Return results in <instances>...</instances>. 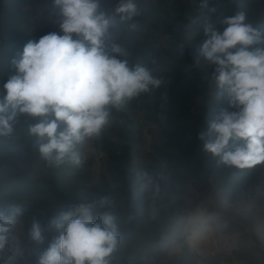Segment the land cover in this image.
<instances>
[{
  "label": "clouds",
  "instance_id": "1",
  "mask_svg": "<svg viewBox=\"0 0 264 264\" xmlns=\"http://www.w3.org/2000/svg\"><path fill=\"white\" fill-rule=\"evenodd\" d=\"M62 17V35L50 33L38 42L29 41L19 59H13L16 74L3 85L0 96V198L6 197L18 172L23 150L38 153L46 169L65 164L76 167L84 160L78 146L98 139L134 98L151 93L164 83L153 69L130 66L127 44L139 33L136 20L141 10L136 0H120L109 13L100 0H54ZM204 40L198 56L213 68L211 81L218 97L227 101L199 133L203 150L219 162L236 169L264 163V31L246 22L244 12L212 19L217 10L201 0ZM200 17L192 21L195 25ZM218 25L223 26L220 31ZM74 35L76 38H74ZM181 54L184 43L178 46ZM38 118L36 123L24 122ZM144 179L140 191L149 194L143 208L128 210L112 194L85 197L69 204L48 221L56 233L35 264H126L130 247L128 226H141V216L157 224L162 198L171 178L138 174ZM163 183V187H162ZM24 208L10 204L0 209V261L16 239L12 229ZM135 222V223H134ZM33 220L30 237L43 245L46 237ZM138 264H152L147 255Z\"/></svg>",
  "mask_w": 264,
  "mask_h": 264
},
{
  "label": "rangeland",
  "instance_id": "2",
  "mask_svg": "<svg viewBox=\"0 0 264 264\" xmlns=\"http://www.w3.org/2000/svg\"><path fill=\"white\" fill-rule=\"evenodd\" d=\"M119 2L100 0L101 8L109 13ZM136 2L141 10L136 20L142 30L129 37L130 66L141 64L161 77L170 67L168 52L174 44L183 42L187 51L195 56L199 68L206 71L212 68L198 56V48L205 38L202 16L207 12L200 9L201 0ZM209 6L217 10L212 14L213 20L244 12L246 22L264 31V0H209ZM197 17L200 20L194 25L192 21ZM61 20L54 0H0V96L5 94L3 85L16 74L13 59L20 58L29 41L38 42L50 33L62 35ZM218 28L223 30V26L218 25ZM210 89L211 95L217 99L218 109H226V99L217 96L211 80ZM151 93L134 98L124 111L113 110L112 125L103 131L100 138L83 145L84 163L80 167L65 164L58 169H46L34 149L31 152L23 150L21 163L25 170L15 175L9 194L0 198V209H6L10 204L24 208L19 223L12 229V235L16 237L12 242L18 245L20 253L7 264H35L39 253L56 235L48 229L49 219L72 204L73 200L77 203L85 198V192L94 185L101 184L102 175L106 174L107 151L115 146L117 132L125 121L132 126L130 152L133 172H146L153 177L164 174L171 178L162 198L157 201L161 209L159 223L150 224L146 216H141L139 228L133 225L126 228L130 239L126 264H138L143 255H147L152 264H264V227L255 228L256 223L264 222V186L256 185L251 190L240 187L225 193L211 175L204 174L197 182L156 162L152 157L154 147L162 144L165 138L159 127L146 118L141 106ZM196 106L200 112L208 108L199 96L196 97ZM204 127L201 125V129ZM201 149L205 157H213L203 150V144ZM258 174L264 176V163L245 172L244 179H252ZM143 194V205L124 207L128 210L145 207L149 194ZM201 215L210 216L215 223V246L196 245L189 238L191 223ZM33 220H38L45 230L43 245H36L31 240ZM248 237L254 244L250 241L248 245L240 244ZM234 244L239 246L234 247Z\"/></svg>",
  "mask_w": 264,
  "mask_h": 264
},
{
  "label": "trees",
  "instance_id": "3",
  "mask_svg": "<svg viewBox=\"0 0 264 264\" xmlns=\"http://www.w3.org/2000/svg\"><path fill=\"white\" fill-rule=\"evenodd\" d=\"M178 46V43L174 44L167 54L170 67L161 74L164 83L153 90L141 105L146 118L159 127L165 138L162 144L154 147L152 157L171 171L197 182L204 174L211 175L225 193L240 187L251 190L256 185L264 186L262 174L244 179L245 172L258 168V165L240 170L220 163L218 158L203 155L201 148L204 141L199 139V133L206 130L209 122L221 111L217 107V99L211 95L213 68L207 71L199 68L195 56L185 47L181 54ZM197 96L208 105L201 112L196 106ZM37 120H26L24 127ZM201 125L205 127L201 129ZM131 127L130 122L125 121L118 130L115 146L107 151L106 174L102 175L101 184L85 192L86 197L112 194L123 206L136 207L145 203L144 192L140 191L143 179L138 180V174L132 170ZM78 147L82 155L83 145Z\"/></svg>",
  "mask_w": 264,
  "mask_h": 264
},
{
  "label": "bare ground",
  "instance_id": "4",
  "mask_svg": "<svg viewBox=\"0 0 264 264\" xmlns=\"http://www.w3.org/2000/svg\"><path fill=\"white\" fill-rule=\"evenodd\" d=\"M208 215H201L191 223L192 234L189 238L196 242V245L213 246V237L216 232L215 223ZM230 244V243H228ZM215 246V245H214Z\"/></svg>",
  "mask_w": 264,
  "mask_h": 264
},
{
  "label": "built area",
  "instance_id": "5",
  "mask_svg": "<svg viewBox=\"0 0 264 264\" xmlns=\"http://www.w3.org/2000/svg\"><path fill=\"white\" fill-rule=\"evenodd\" d=\"M253 230H254V229H253ZM256 230H257V229H256ZM246 232H247V231H246ZM249 241L252 242V240L248 237V239H245V240L242 241L240 244L248 245V242H249ZM234 242L236 243L237 241L234 240ZM252 244H254V243L252 242ZM230 246H231V245H230ZM237 246H239V244H238V245L234 244V247H237ZM17 249H19V253H20V248L18 247V245H16L14 242H11V244H10V246H9V253H8V255H12V254H14V253L16 252ZM18 255H19V254L14 255V259H12V260H9V259L7 258V256H6L5 259H4L3 261H0V264H7V263H9V262L15 260V259L17 258Z\"/></svg>",
  "mask_w": 264,
  "mask_h": 264
},
{
  "label": "crops",
  "instance_id": "6",
  "mask_svg": "<svg viewBox=\"0 0 264 264\" xmlns=\"http://www.w3.org/2000/svg\"><path fill=\"white\" fill-rule=\"evenodd\" d=\"M262 223H264V222H262V220L259 221L258 223H256V224H255V228H259V229H261L262 227H264V224H262Z\"/></svg>",
  "mask_w": 264,
  "mask_h": 264
},
{
  "label": "water",
  "instance_id": "7",
  "mask_svg": "<svg viewBox=\"0 0 264 264\" xmlns=\"http://www.w3.org/2000/svg\"><path fill=\"white\" fill-rule=\"evenodd\" d=\"M73 203H76V201H75V200H73Z\"/></svg>",
  "mask_w": 264,
  "mask_h": 264
}]
</instances>
